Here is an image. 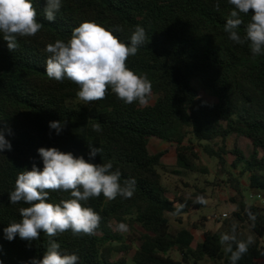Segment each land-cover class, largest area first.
Returning a JSON list of instances; mask_svg holds the SVG:
<instances>
[{
  "label": "trees",
  "instance_id": "16d2710c",
  "mask_svg": "<svg viewBox=\"0 0 264 264\" xmlns=\"http://www.w3.org/2000/svg\"><path fill=\"white\" fill-rule=\"evenodd\" d=\"M33 3L37 20L44 25L36 36L18 38V48L10 51L0 33V128L12 144L11 151L0 153V264L42 259L50 239L60 244L62 254H78V264H230V254L226 255L219 243L221 233L204 232V239L194 247L191 230H172L168 215L181 220L204 205L180 194L169 196L161 173L169 151L153 152L152 140L176 152L178 169L207 172L198 168V148L218 161L219 171L228 175L235 192L231 199L236 207L234 220L223 219L227 232L236 222L249 225L255 236L237 264L264 261V208L247 202L240 182L246 177L251 191L264 192V158L258 160L259 150L264 151V55L254 57L246 44L229 39L224 25L233 6L227 0H62L55 21L50 22L44 17L45 0ZM241 19L247 24L250 15L241 14ZM84 21L108 29L122 26L123 31L114 35L125 43L130 42L137 25L145 28L148 40L126 64L152 82L147 105L125 104L111 90L105 99L84 104L76 95L77 84L67 78L57 82L47 77L46 45L56 40L67 42L72 29ZM238 31L242 34L243 26ZM202 87L218 103L201 100ZM51 121L64 125L60 134L50 129ZM95 123L101 125L102 132L93 131ZM232 134L252 141L250 158L238 147L229 149ZM89 143L102 149L90 162L110 160L114 169L121 170L122 180L135 178L133 197L109 201L101 195L90 199L85 206L102 217L94 235L77 236L69 230L51 238L41 232L40 238L31 242L18 235L7 240L3 229L12 221L19 222V209L29 206L11 204L9 193L19 172L31 170L33 163L42 170L37 149L56 147L89 160ZM239 169L236 175L234 171ZM199 194L205 196L204 190ZM69 197L68 192H52L47 202ZM178 204L185 207L180 215H174ZM246 208L256 216L254 223ZM120 222L129 225L130 245L114 230ZM237 234L238 239L247 238L239 227ZM174 252L179 253V259L173 257Z\"/></svg>",
  "mask_w": 264,
  "mask_h": 264
},
{
  "label": "clouds",
  "instance_id": "9594fccd",
  "mask_svg": "<svg viewBox=\"0 0 264 264\" xmlns=\"http://www.w3.org/2000/svg\"><path fill=\"white\" fill-rule=\"evenodd\" d=\"M233 6L224 31L231 41L238 45H247L254 57L264 55V0H227ZM62 7V0H45L44 17L55 21ZM215 8L219 10L217 2ZM241 14L250 15L247 24ZM37 9L33 0H0V33L8 43L10 51L18 48V38L34 37L41 31L43 24L37 20ZM243 26V33L238 29ZM120 25L108 29L95 21H84L72 29L70 39L65 42L56 40L45 47L46 74L49 79L62 82L68 79L79 86L77 97L88 104L106 98L109 90L125 104L149 103L152 95V82L146 74H137L127 67L129 57L135 56L148 40L144 27L137 25L130 36V42H122L114 32H122ZM50 129L60 134L64 125L60 121L49 122ZM95 132H102L99 123L92 125ZM11 135V130H7ZM89 160L76 157L71 152H62L56 147L37 149L42 159V170L33 163L31 170L19 172L14 190L9 193L11 204L23 203L19 222L12 221L3 229L7 240L12 241L18 235L20 239L34 241L40 233L51 238L68 232L73 235H94L100 226L102 217L93 208L85 206L92 198L103 195L107 200L118 196L124 199L133 197L136 191L135 178L122 180L119 168L113 162L92 163L101 148L89 143ZM12 144L6 139L4 128H0V153L11 151ZM68 192V199L58 203L47 202L52 192ZM195 203L206 205L203 195L196 197ZM184 204L174 205V215H180ZM249 220L256 216L245 209ZM238 224L234 222L230 231L220 234L219 243L229 255L230 264H237L249 251L254 237L238 239ZM117 230L128 232L129 225L120 222ZM80 257L76 253H61L60 244L50 239L42 259L32 258L26 264H78Z\"/></svg>",
  "mask_w": 264,
  "mask_h": 264
},
{
  "label": "rangeland",
  "instance_id": "374dc122",
  "mask_svg": "<svg viewBox=\"0 0 264 264\" xmlns=\"http://www.w3.org/2000/svg\"><path fill=\"white\" fill-rule=\"evenodd\" d=\"M201 89V100L210 104L218 103L217 98L212 96L209 91H207L204 87H202ZM159 142L160 141L158 140H152L151 149L153 150V152L158 153L163 150L170 151L169 145L163 143L161 144ZM228 143L230 150L238 147L248 158H250L252 153L254 152L252 141L245 136H237L235 134H232L228 138ZM195 145L197 146L198 143H195ZM197 153L201 161V164H198V168H206V173L201 171L200 169H198L197 172L178 169L176 167V152H170L167 154L164 159L166 169L161 170L164 185L167 187L170 197H175V195L180 194L181 196L187 199H191L195 202L196 197L200 195V190L203 189L205 192V198L208 200V203L204 205V207L200 209H193L188 215H184L181 220L168 215L173 231H178L183 228L192 231L195 236V241L193 244L194 247H196L197 244L204 239V232L206 231L218 233L227 232V228L224 225V220L216 219L215 216L216 214L227 213L229 215V218L227 219L229 221H233V213L236 210L235 205L231 202V199L235 197V192L228 182V175L222 174L219 171V164L216 159H210L209 157L205 156L200 148H198ZM262 158H264V151L260 149L258 160H261ZM228 159L229 163H232L234 159L233 155L230 154L228 156ZM240 170L241 169H239L238 171H234L235 174L237 175ZM261 173L264 174V171H262ZM240 182L247 202L249 204L264 208V200L261 201L257 197L251 198L253 193L248 187L247 178H241ZM238 225L240 232L244 236L247 237L248 235H252L253 237H255L249 225ZM114 230L124 237L128 245L131 244L130 236L132 235V232L128 231L126 233H121L117 230V226H114ZM134 253L135 249L133 248L129 252L127 258L131 260ZM114 256L117 257L118 254H115ZM173 257L179 259V253L174 252ZM260 264H264V261H261Z\"/></svg>",
  "mask_w": 264,
  "mask_h": 264
},
{
  "label": "built area",
  "instance_id": "2783aa9c",
  "mask_svg": "<svg viewBox=\"0 0 264 264\" xmlns=\"http://www.w3.org/2000/svg\"><path fill=\"white\" fill-rule=\"evenodd\" d=\"M255 197H257L258 199L262 198L260 195H258V196H253L252 195L251 196V198H255ZM228 217H229V215L227 213L216 214V216H215L216 219H225V218H228Z\"/></svg>",
  "mask_w": 264,
  "mask_h": 264
},
{
  "label": "crops",
  "instance_id": "0c3cea01",
  "mask_svg": "<svg viewBox=\"0 0 264 264\" xmlns=\"http://www.w3.org/2000/svg\"><path fill=\"white\" fill-rule=\"evenodd\" d=\"M170 152H175V151H169L168 153H170ZM167 156V155H166ZM165 156V157H166ZM165 157H164V159H165ZM164 159H163V162H164ZM252 195L253 196H258V195H260L262 198L260 199L261 201H263L264 200V192H261V191H256V192H254V191H252Z\"/></svg>",
  "mask_w": 264,
  "mask_h": 264
}]
</instances>
